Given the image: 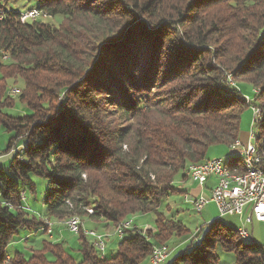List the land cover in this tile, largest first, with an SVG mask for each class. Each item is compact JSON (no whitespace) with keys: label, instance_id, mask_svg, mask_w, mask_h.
Here are the masks:
<instances>
[{"label":"trees","instance_id":"trees-1","mask_svg":"<svg viewBox=\"0 0 264 264\" xmlns=\"http://www.w3.org/2000/svg\"><path fill=\"white\" fill-rule=\"evenodd\" d=\"M9 1L0 0V127L13 133L0 169V264H150L155 246L186 232L168 264H218V248L236 264H264V247L220 218L200 240L163 212L185 194L190 165L240 141L247 107L261 112L254 130L264 150V0H35L31 9L47 17L24 24ZM56 17V26L42 21ZM17 84L26 113L10 116ZM32 177L46 182L42 217L26 204ZM149 214L154 226L134 222L112 257L82 232L80 262L48 241L6 253L22 229L46 234L42 218L117 225Z\"/></svg>","mask_w":264,"mask_h":264},{"label":"rangeland","instance_id":"rangeland-1","mask_svg":"<svg viewBox=\"0 0 264 264\" xmlns=\"http://www.w3.org/2000/svg\"><path fill=\"white\" fill-rule=\"evenodd\" d=\"M35 5H36L35 0H10L5 5L4 8L5 10L24 12L33 8ZM42 21L50 23L53 26H56L59 23L60 18L56 17L52 19H45ZM238 87L244 98H246L248 101L252 100L254 95V90L248 82L246 81L239 82ZM13 88H15V91L18 90V93L15 92V94H11V97L14 98V102L16 104L13 109L5 110L4 112L10 116L24 115L26 113V105L23 102L20 103V101H18L17 98V96L21 92L20 86L18 84L15 86L9 85V90ZM252 124H253V111L250 107H247L243 111L240 119V141L243 146H245L248 142V136ZM12 137H13L12 132H8L4 128L0 127V169L6 170L10 164V156H3L2 154L6 150L8 143ZM20 144L23 146L24 142L21 141ZM22 146L19 147L17 151H20ZM232 152L237 153L238 150H233L231 148L221 145L214 146L208 150L206 158L207 159L222 158L223 161L227 163L230 161L229 157L237 155V154H232ZM213 180L214 179L212 178L209 179L208 184L211 185ZM32 181L35 184V190L32 193L28 188L25 189L26 204L27 207L30 208V212L33 215H35L36 217H42L45 214V207L43 205V201L46 197V192H45L46 182L44 179L36 178V177H32ZM193 183L194 182L188 179L184 184H186V186L189 187ZM195 194L198 195L199 193H195ZM182 196H175L165 201L164 204L168 205V209H165L163 206V212L165 213L168 219L183 223L188 228L191 234L195 235V233L196 232L198 233L199 231L198 239L201 240L203 236H205V234L207 233L209 224H211L215 219H218L217 209L213 203L209 202L206 204V206L203 208V210L200 213H196L190 202L187 203L186 202L187 200H185ZM88 210L90 209H87L86 212L90 214ZM74 217L79 218L80 222L83 224L84 230H95L99 234L104 235L105 256L107 258L115 255L116 246L119 242V239L116 236V228L120 223L117 225H112L104 221L90 220L86 216L84 217L74 216ZM137 218L138 220L136 221V223L140 225L147 223L149 227L154 226V218L150 214L141 217L135 216L129 219L135 220ZM66 220L67 219L61 221H53L47 219L48 226L45 225L46 234L39 233L33 235L34 233L30 234L27 230H23V229L20 230L18 235H16L13 241L8 245L6 249V253L8 255H13L15 252H21L23 254L28 255L32 249L40 248L42 241H48L49 243H62V246L64 247L65 251L70 256H72L76 262H80V255L77 252L79 236L78 234H72L66 230L64 226V222ZM219 220L222 224L226 225L227 227H231L236 230H238V228L242 226V223L239 224L237 218L234 217L224 216L221 217ZM48 230L50 231L48 232ZM188 233L189 232L181 233L175 237H170L169 241L171 242L165 243L168 249L170 250V257L165 262V264L170 263L172 256L176 254V251L173 249V247H178L182 245L184 243L182 237H184ZM79 235H84V234L80 233ZM194 235H192V237ZM87 239L91 241L89 237H87ZM248 242L249 240L247 239L246 243ZM216 254L219 259L218 264H236L235 255L233 253L224 252L218 248L216 250ZM47 257L48 259L52 258L49 255ZM8 260L9 259H6V264Z\"/></svg>","mask_w":264,"mask_h":264},{"label":"built area","instance_id":"built-area-1","mask_svg":"<svg viewBox=\"0 0 264 264\" xmlns=\"http://www.w3.org/2000/svg\"><path fill=\"white\" fill-rule=\"evenodd\" d=\"M28 14H36V9H29L24 12H20L19 21L24 24L27 22ZM15 88L9 90L8 94H14ZM253 111V120L255 115H260L259 111ZM253 126V124H252ZM251 138H252V127L248 136V142L245 146L240 142L239 145L230 147L238 152L233 154H243L247 159L251 160L253 164V182L251 185H242L241 181H227L226 169L219 168V159H210L202 163V165H196L190 169H196L195 184L200 190L198 197L192 199L191 197L185 196L187 203L190 202L194 211L200 213L207 203L211 202L215 205L218 213V218L229 216L242 218L244 211L247 209L245 218L241 221L242 226L239 228L241 233H244L248 238V232L246 226L249 225L252 220L264 224V212L261 211L264 208V162L253 159L251 154ZM214 179V184L210 189L209 196L202 193L203 189L207 186L209 179ZM21 197H25L22 193ZM44 222V221H43ZM48 226V222H44ZM66 230L72 234L75 232H82L86 237H95V246H93L99 257L105 255V243L104 235L99 234L95 230H84L83 225L72 224L65 227ZM132 225L128 229H134ZM148 228H142V232H145ZM119 230V234H116L118 239L124 236V231ZM50 230H48L49 232ZM155 253V260L150 264H162L165 259L170 255L168 247L163 245L155 246L152 250ZM6 264V261H5Z\"/></svg>","mask_w":264,"mask_h":264},{"label":"bare ground","instance_id":"bare-ground-1","mask_svg":"<svg viewBox=\"0 0 264 264\" xmlns=\"http://www.w3.org/2000/svg\"><path fill=\"white\" fill-rule=\"evenodd\" d=\"M39 17H44L46 18L44 14L40 13V11L36 10V14H28L27 15V21L29 20H37ZM6 59V56L3 57ZM18 93V90L14 91V94ZM252 109H255L254 107ZM255 111H259L260 115H255V118L253 120V126H252V138H251V154L253 156V159L263 161L264 162V150L260 149L255 140V125L259 123V120L261 118V112L259 109H255ZM240 141H235L234 144H232L230 147H234L239 145ZM237 157L236 162L231 165V161L225 163L222 158L219 159V168H224L226 169V179L227 181H241L242 180V185H251L253 182V164L251 163L250 159H247L243 154H237L235 156H231L232 160L233 158ZM197 165H202V164H197ZM196 166L191 165L188 167L187 174L189 179L195 183L196 179V169H190L191 167ZM25 197H22V201H24ZM187 202V201H186ZM88 212L91 214L92 211L88 210ZM42 221L47 222V219L42 218ZM77 224V225H83L78 217H69L67 220L64 222V226H70L72 224ZM133 223L132 219H129L123 223H121L117 228H116V234H119V230H126V228L130 227ZM80 232H75V234H79ZM238 234L239 237L246 241L248 237L244 235V233H241V230L238 229ZM91 239V243L93 246H95V237H89ZM105 238V237H104ZM164 247V246H163ZM155 260V253H152L150 262ZM166 260V259H165ZM163 263V262H162Z\"/></svg>","mask_w":264,"mask_h":264},{"label":"crops","instance_id":"crops-1","mask_svg":"<svg viewBox=\"0 0 264 264\" xmlns=\"http://www.w3.org/2000/svg\"><path fill=\"white\" fill-rule=\"evenodd\" d=\"M233 153L234 152H232V154ZM213 184H214V180H213L211 185L207 183V186L205 187V189H203L202 193H204V195H206V196H209L210 189H211ZM180 187L185 193L182 196L184 199H185V196L196 198L200 194V190H199L198 186L194 183L189 187L183 183V184H180ZM195 193H199V194L196 195ZM247 211H248L247 209L244 211L242 218L234 217V218H237V221L239 222V224L242 223L241 221L245 218ZM137 220H138V218L133 221V222H135L136 226H138L140 228L149 227L147 225V223L143 224L144 226L136 223ZM246 229H247L248 236H249L248 240L251 242L257 243V244L261 245L262 247H264V224L259 223L255 220H252V222L246 226ZM148 263H149V259L143 262V264H148Z\"/></svg>","mask_w":264,"mask_h":264},{"label":"snow or ice","instance_id":"snow-or-ice-1","mask_svg":"<svg viewBox=\"0 0 264 264\" xmlns=\"http://www.w3.org/2000/svg\"><path fill=\"white\" fill-rule=\"evenodd\" d=\"M261 211L264 212V208H262Z\"/></svg>","mask_w":264,"mask_h":264}]
</instances>
